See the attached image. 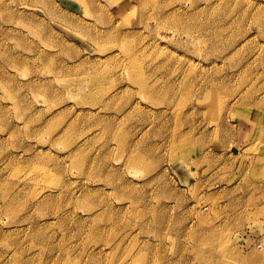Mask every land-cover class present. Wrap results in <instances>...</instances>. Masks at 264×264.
<instances>
[{"label": "rangeland", "instance_id": "obj_1", "mask_svg": "<svg viewBox=\"0 0 264 264\" xmlns=\"http://www.w3.org/2000/svg\"><path fill=\"white\" fill-rule=\"evenodd\" d=\"M0 264H264V0H0Z\"/></svg>", "mask_w": 264, "mask_h": 264}]
</instances>
